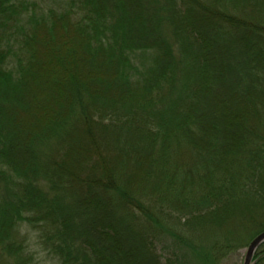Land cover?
Here are the masks:
<instances>
[{
  "label": "trees",
  "instance_id": "obj_1",
  "mask_svg": "<svg viewBox=\"0 0 264 264\" xmlns=\"http://www.w3.org/2000/svg\"><path fill=\"white\" fill-rule=\"evenodd\" d=\"M262 232L264 0H0V264H228Z\"/></svg>",
  "mask_w": 264,
  "mask_h": 264
},
{
  "label": "rangeland",
  "instance_id": "obj_2",
  "mask_svg": "<svg viewBox=\"0 0 264 264\" xmlns=\"http://www.w3.org/2000/svg\"><path fill=\"white\" fill-rule=\"evenodd\" d=\"M26 231L30 232L29 230ZM32 236H34L33 233L31 234L28 240V243L31 245V247H32V243H35ZM249 242L250 241L247 242L245 248H243L237 255L230 258V262L228 264H243ZM38 249H39V258L41 264H57V262L54 259H52L50 256H48V254L45 251H42L41 248ZM255 262H257V260ZM261 264H264V262H262Z\"/></svg>",
  "mask_w": 264,
  "mask_h": 264
},
{
  "label": "water",
  "instance_id": "obj_3",
  "mask_svg": "<svg viewBox=\"0 0 264 264\" xmlns=\"http://www.w3.org/2000/svg\"><path fill=\"white\" fill-rule=\"evenodd\" d=\"M264 243V232L259 234L247 247V252L243 261V264H254V256L258 248Z\"/></svg>",
  "mask_w": 264,
  "mask_h": 264
}]
</instances>
